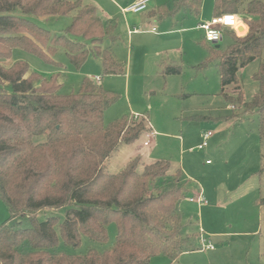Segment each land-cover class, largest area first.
I'll return each mask as SVG.
<instances>
[{"label":"trees","instance_id":"1","mask_svg":"<svg viewBox=\"0 0 264 264\" xmlns=\"http://www.w3.org/2000/svg\"><path fill=\"white\" fill-rule=\"evenodd\" d=\"M202 6L203 0H174L172 10L163 6L156 13L169 17L189 11L199 17ZM222 14L241 16L245 31L237 34L232 29V43L221 53L215 48L214 56L199 68L220 58V94L233 108L243 106L246 113H257L264 162V63L253 75L259 88L250 101L239 79L240 69L264 51V0H215L213 16ZM32 15L68 16L71 22L62 33H53L32 21ZM116 28L85 0H0V61L20 47L63 67L54 59L62 47L75 68L92 55L101 59L102 77L125 75L126 62L103 47L107 37L116 40ZM163 72L182 71L168 65ZM229 86L235 93L228 91ZM59 89L58 75L47 79L25 61L9 67L0 63V199L10 219L25 217L29 222L28 227L2 224L0 264H149L158 254L179 264L187 250L179 211L186 196L182 170L171 174L170 161L156 160L145 163L140 172L138 155L118 173L105 171L120 143L129 145L149 130L145 116L124 115L106 124V110L121 95L91 77L83 78L77 92L62 94ZM259 202L263 204L264 198ZM63 207V220L38 219L43 209ZM112 222L117 223L118 234L109 250L84 254L54 250L60 240L78 247L83 236L106 242Z\"/></svg>","mask_w":264,"mask_h":264},{"label":"rangeland","instance_id":"2","mask_svg":"<svg viewBox=\"0 0 264 264\" xmlns=\"http://www.w3.org/2000/svg\"><path fill=\"white\" fill-rule=\"evenodd\" d=\"M85 1L98 7L105 22L117 25L116 40L107 37L103 47L111 48L120 60L126 62L127 74L102 77L101 59L92 55L81 68H75L62 47L54 59L63 67L49 64L20 47L14 48L12 56L0 63L9 67L16 61H25L31 71L47 79L58 75L62 94L77 92L85 77L99 76L98 83L121 95L106 110V124L124 115H149L158 143L156 147L152 146V154L149 155L148 149L151 146H144L146 132L129 145L120 143L105 171L118 173L138 155L142 159L138 166L140 172L152 159L170 161L171 174L177 169L182 170L186 196L179 203V211L187 250L180 255L179 264H264V210L260 215L259 206L255 205L257 198H264V172L260 173L264 162L260 155L258 115L246 113L243 106L235 109L222 97L218 56L199 68L217 51L216 44L208 42L205 31L198 27L200 22L213 18L215 0H203L199 17L189 11H179L163 18L156 13L151 20L148 17L151 9L164 6L172 10L174 0H152L149 11L138 14L125 12L134 0ZM18 14L21 13L18 11ZM29 18L53 33H62L71 22L68 16L32 15ZM133 24L139 33L130 34L129 28L134 29ZM240 27L243 25L237 29ZM168 30L174 31L165 32ZM232 31L224 28L220 48H217L219 53L232 43ZM243 32L236 31L237 34ZM262 63L264 51L261 57L239 71L247 101L258 91L259 84L253 75ZM168 65H178L182 72L165 75L164 67ZM228 91L235 93L234 86H229ZM193 116L197 118H191ZM206 131H212L213 136L204 149H199ZM200 192L207 204L190 201ZM65 215L64 207L47 208L38 213V219L43 221L49 216H57L63 220ZM5 222L29 226L25 217L10 219L8 207L0 199V227ZM117 234V223L112 222L106 242L83 236L78 247L60 240L54 250L71 254H84L90 249L104 252L113 247ZM202 235L207 239L206 244L214 246L213 250L203 247ZM149 264H171V260L167 254H158Z\"/></svg>","mask_w":264,"mask_h":264},{"label":"built area","instance_id":"3","mask_svg":"<svg viewBox=\"0 0 264 264\" xmlns=\"http://www.w3.org/2000/svg\"><path fill=\"white\" fill-rule=\"evenodd\" d=\"M152 0H137L127 8H125V12H133V13H142L146 11L149 8L150 3ZM240 24L245 25L246 23L244 19L239 16L238 14H222L219 16H213V18L210 21L201 22L199 24V28L203 29L205 31V38L208 42L217 44L223 39V30L224 28H231L233 30H238L237 28L240 26ZM153 31H156V28H153ZM238 32V31H237ZM95 81L100 82L99 76L93 78ZM140 115L135 114L134 118L139 119ZM147 140L144 141V146L149 147L152 142L154 141L156 132L149 127V130L146 133ZM213 136L212 131H206L203 133V141L201 144L198 145L199 149H204L207 144L210 137ZM190 201L192 202H199L201 204H207L208 201L205 199L203 194L200 192L197 197H191ZM206 238L202 235V242L203 247L205 249L213 250L214 246L211 244H206Z\"/></svg>","mask_w":264,"mask_h":264},{"label":"crops","instance_id":"4","mask_svg":"<svg viewBox=\"0 0 264 264\" xmlns=\"http://www.w3.org/2000/svg\"><path fill=\"white\" fill-rule=\"evenodd\" d=\"M135 1H137V0H134V2ZM153 2V1H152ZM151 4V3H150ZM160 8V7H159ZM158 8V9H159ZM149 9H150V5H149V8L146 10V11H149ZM158 9H156V10H158ZM156 10L155 9H151L150 11H149V19L151 20V18L152 17H156ZM146 11H144V12H146ZM144 12H142V13H144ZM156 14V15H155ZM157 16H159V14L157 15ZM160 17V16H159ZM160 18H163V17H160ZM203 22V21H202ZM201 23V22H200ZM199 23V24H200ZM134 25V24H133ZM130 27H131V24H130ZM134 27V29H131V28H129V31H130V34H136V33H139L140 31H139V29L138 28H136V26L134 25L133 26ZM155 26H153V28H154ZM200 29V28H199ZM152 31H153V29H152ZM172 31H174V30H168V31H165V32H172ZM153 32H155V31H153ZM166 67V66H165ZM164 67V68H165ZM126 74H127V72H126ZM91 78H93V77H91ZM102 84V83H101ZM103 85V84H102ZM104 86V85H103ZM133 114V113H132ZM135 114H138V113H135ZM140 116H142V115H140ZM145 116V118L147 119V121H148V123H149V127H151V129H153V131H155L156 132V130H154V128L152 127V124L150 123V118H149V115H146V114H143V116L142 117H144ZM147 136V135H146ZM156 137H157V134L155 135V138H154V141L152 142L153 144H151L150 146H151V148H148V149H150V152H149V155H151L152 154V149H153V147L152 146H157L156 145V143H157V139H156ZM145 141V140H144ZM158 144V143H157ZM142 147H143V145H142ZM261 147V146H260ZM260 155L262 156V153H261V149H260ZM131 159H133V158H131ZM130 159V160H131ZM129 160V161H130ZM157 160H159V159H157ZM162 160V159H161ZM110 161V160H109ZM128 161V162H129ZM153 161H156V160H154V159H152L151 160V162H153ZM127 162V163H128ZM207 162H209V160H207ZM150 163V162H149ZM127 165V164H126ZM263 197H259V198H257L256 200H255V205H258L259 206V210H260V215H261V213H263V210H264V203L263 204H261L260 202H259V200L260 199H262ZM208 250H210V249H208Z\"/></svg>","mask_w":264,"mask_h":264},{"label":"water","instance_id":"5","mask_svg":"<svg viewBox=\"0 0 264 264\" xmlns=\"http://www.w3.org/2000/svg\"><path fill=\"white\" fill-rule=\"evenodd\" d=\"M237 31H238L239 33H241V32H243V28L240 27ZM216 46H217V48H219V47H220L219 43H217Z\"/></svg>","mask_w":264,"mask_h":264}]
</instances>
